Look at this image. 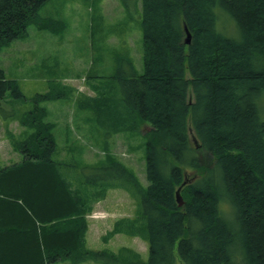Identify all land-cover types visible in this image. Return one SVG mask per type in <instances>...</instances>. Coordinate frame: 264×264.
Returning a JSON list of instances; mask_svg holds the SVG:
<instances>
[{
	"label": "trees",
	"instance_id": "obj_1",
	"mask_svg": "<svg viewBox=\"0 0 264 264\" xmlns=\"http://www.w3.org/2000/svg\"><path fill=\"white\" fill-rule=\"evenodd\" d=\"M48 1L0 0V49L31 24L60 36L63 22L37 15ZM121 1L140 17L142 71L118 58L106 80L87 75L111 88L77 105L94 113L106 152L118 133L149 128L147 186L109 152L99 164L56 161L57 122L38 103L69 90L36 94L19 118L28 136L8 134L23 159L0 168V264H264V0ZM7 76L0 68L5 130L25 100ZM118 183L138 188L132 232L147 240L145 261L87 247L91 204Z\"/></svg>",
	"mask_w": 264,
	"mask_h": 264
},
{
	"label": "rangeland",
	"instance_id": "obj_2",
	"mask_svg": "<svg viewBox=\"0 0 264 264\" xmlns=\"http://www.w3.org/2000/svg\"><path fill=\"white\" fill-rule=\"evenodd\" d=\"M37 15L61 21L65 28L60 36H45L31 24L27 37L0 49V68L9 79L16 81L25 97L24 101L16 102L18 117L7 124L6 130L0 120V152L3 154L0 166L23 159L8 134L16 143L28 136L19 118L34 107L35 95L45 94L52 86L55 90L64 86L69 90L65 98L38 103L47 111V118L57 122L53 131L57 144L54 159L65 164L93 165L101 163L109 152L134 175L139 187H146L144 149L145 132L149 128L139 124L134 132L118 133L108 142L106 152L101 131L89 122V119L93 121L94 113L77 105L81 97H95L104 93L105 88H111L103 80L114 74L118 58L131 61L135 71L141 73L140 17L128 12L121 0H49ZM93 74L105 79L90 81L87 75ZM91 84L101 87L96 89ZM65 123H69L68 129ZM118 184L107 187L91 204L87 217V247L90 251H106L126 260L145 261L147 240L142 233L132 232L142 224L138 215V188ZM92 263L89 260L87 264Z\"/></svg>",
	"mask_w": 264,
	"mask_h": 264
},
{
	"label": "water",
	"instance_id": "obj_3",
	"mask_svg": "<svg viewBox=\"0 0 264 264\" xmlns=\"http://www.w3.org/2000/svg\"><path fill=\"white\" fill-rule=\"evenodd\" d=\"M185 43H189V34L186 32V39H185ZM195 141V140H194ZM175 196H176V201L178 203L179 206H182L183 204V200L180 196V188H178L175 192Z\"/></svg>",
	"mask_w": 264,
	"mask_h": 264
},
{
	"label": "crops",
	"instance_id": "obj_4",
	"mask_svg": "<svg viewBox=\"0 0 264 264\" xmlns=\"http://www.w3.org/2000/svg\"><path fill=\"white\" fill-rule=\"evenodd\" d=\"M44 34H45V36H50L49 33H44ZM50 34H51V33H50ZM14 155L16 156V154H14ZM19 161H20V158L17 159L16 162H19ZM87 233H88V231H87ZM87 233H86V236H85L86 243H87Z\"/></svg>",
	"mask_w": 264,
	"mask_h": 264
}]
</instances>
